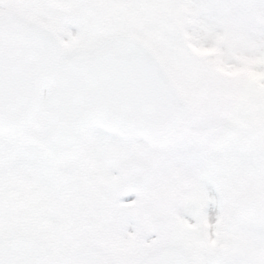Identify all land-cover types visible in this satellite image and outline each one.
<instances>
[{
    "label": "snow or ice",
    "instance_id": "6c2138e0",
    "mask_svg": "<svg viewBox=\"0 0 264 264\" xmlns=\"http://www.w3.org/2000/svg\"><path fill=\"white\" fill-rule=\"evenodd\" d=\"M0 264H264V0H0Z\"/></svg>",
    "mask_w": 264,
    "mask_h": 264
}]
</instances>
